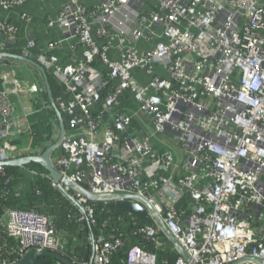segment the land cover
Segmentation results:
<instances>
[{"label": "built area", "instance_id": "built-area-1", "mask_svg": "<svg viewBox=\"0 0 264 264\" xmlns=\"http://www.w3.org/2000/svg\"><path fill=\"white\" fill-rule=\"evenodd\" d=\"M45 25L62 36L42 48L27 39L20 55L59 86L53 98L65 129L54 166L94 196L133 194L153 208L149 223L129 218L136 240L125 264H264V0H66ZM17 31L0 21L10 41ZM41 77L38 87L14 71L2 75L10 86L0 91V239L7 237L0 264H18L30 249L65 248L49 214L2 205L20 196L3 164L17 151L6 139L7 94H44ZM74 198L77 221L97 225L88 199L78 191ZM112 231L90 233L87 264H110L125 247L123 230Z\"/></svg>", "mask_w": 264, "mask_h": 264}, {"label": "crops", "instance_id": "crops-1", "mask_svg": "<svg viewBox=\"0 0 264 264\" xmlns=\"http://www.w3.org/2000/svg\"><path fill=\"white\" fill-rule=\"evenodd\" d=\"M82 2L91 6L97 0H82ZM65 3L66 0H26L23 4L8 9L0 5V21H7L17 26V40L23 43V45L27 39H34L38 46L42 48L51 39H57L62 36L61 29L58 26L47 27L45 19L47 17L54 18ZM23 15L29 19L23 18ZM12 42L8 39L6 33L0 32V52L9 53L5 47ZM62 47L60 56L63 62H67L70 60L69 57L72 52L69 50L68 44H64ZM20 49L22 47H19ZM75 55L79 56V51ZM11 71H14L21 81H24L22 79H26L32 83H36L37 81V86H40L41 81L39 77L41 75H39V71L34 66L13 58L3 57L0 58V91H8L10 84L4 81L2 75L4 72L9 73ZM30 76L35 81L29 79ZM7 99L12 106V126L14 128L12 127L8 130L6 139L17 147V151L13 155L15 158L39 155L47 146L58 139L60 134L59 121L49 99L44 94L29 92L26 89L19 95L8 93ZM42 101H48L47 105L42 103ZM55 150L52 153V158L54 157V153H56ZM36 165L41 167L34 162L21 166H9L13 167L9 172L12 176L13 188L20 195L18 199L13 198L12 203L16 201L18 202L17 207H35L50 213L52 206L45 205L46 203L40 199L41 195H35L34 188H36L37 182L44 175L47 177L48 182L51 183L52 181L44 169L42 167L40 169ZM68 193L74 196V190L68 189ZM0 218H2L0 221H5L6 218L5 210L2 208L0 209ZM69 228L66 233H61V239L65 248H71L73 244L79 243L78 227Z\"/></svg>", "mask_w": 264, "mask_h": 264}, {"label": "trees", "instance_id": "trees-1", "mask_svg": "<svg viewBox=\"0 0 264 264\" xmlns=\"http://www.w3.org/2000/svg\"><path fill=\"white\" fill-rule=\"evenodd\" d=\"M24 45L18 40H15L6 46L5 49L9 53L19 55L21 54V49L19 50V47H23ZM47 77L50 83L52 95L55 97L59 93V86L49 73H47ZM22 80L26 81V79ZM40 81L42 82L41 79ZM44 96L48 99L46 91H44ZM39 168L42 169L41 167ZM5 169L6 172L9 173L13 167L6 166ZM83 185L84 187H87L86 182ZM36 188L41 191V201L43 200L46 203L45 204L43 202L45 205L52 206L51 212L46 213L54 220L56 228L60 234L66 233L67 230L70 229L69 227L77 226L79 229L78 244H73L71 248H62L52 251L59 255L60 259L55 256H44L39 258L36 264H87L90 261L92 254L90 240L88 239L90 233H93L95 236L102 233L106 237H109V234L112 235L115 232L112 230L118 227L123 230L125 236L127 237L126 245L123 249L118 250L112 255L110 258V264H125L127 250L130 245L133 244L132 242L136 240L133 234L134 227L129 221L132 214L117 206L109 208L104 202L88 200V203L94 208V216L97 223V225L92 226L86 221H77V214L79 211L78 206H76L74 202H72L60 190L53 187L51 183L47 181V177L45 175L39 180V182H37ZM12 199L13 198H10L8 203L7 200H4L2 205L6 207L7 205L17 207L18 202L14 201L12 203ZM119 215L123 216L122 221L117 219ZM137 222L139 224H143L149 223L150 220L139 219ZM0 246V259L7 258V237H5L4 240L0 239Z\"/></svg>", "mask_w": 264, "mask_h": 264}, {"label": "water", "instance_id": "water-1", "mask_svg": "<svg viewBox=\"0 0 264 264\" xmlns=\"http://www.w3.org/2000/svg\"><path fill=\"white\" fill-rule=\"evenodd\" d=\"M3 57L13 58V59L19 60L21 62H25L27 64H30V65L34 66L40 72V74L42 75V78H43V83H44V86L46 89V93H47L49 102H50L52 108L54 109V111L57 115V118L59 121V126H60V134H59L58 139L54 143L47 146L39 155H30V156H24V157H19V158H12V159L6 160L3 164L6 166H10V165L21 166V165L27 164L29 162L37 163L46 171L47 175L50 177L51 181L56 185L57 189L60 190L64 195H66L72 202L76 203L74 196L69 195L68 189H72L74 191L80 192L88 200L104 202V203H106L107 207H109V208H112L114 206L120 207V208L126 210L127 212H129L130 214L136 216L140 220L148 219L149 215L147 213V210L154 212L153 208L151 205H149L147 202H145L142 199L141 200L147 209L144 206H142L141 204L131 201V199L138 198L137 196H135L133 194H127V195L123 196L124 198H126L124 200L117 199L115 197L94 196L87 189L82 187L81 185L72 182L68 177H66L64 174H62L54 166L52 159H51V156H52L53 151L55 149H57L60 145L65 127H64L62 115H61L60 111L55 106L54 98L52 95V91L50 88V83L48 81L46 71L40 64H38L34 60L28 59V58L21 56V55H17V54L13 55V54H9V53L0 52V58H3ZM81 210H82V208H81ZM154 219L161 226L162 231L171 240V242L174 244V246L177 248V250L181 254H183L182 248L177 244L176 240L173 238L171 233L163 225L161 219L159 217H154ZM44 256H55L56 258L60 259V256L55 254L52 251H48V250L37 251L34 249H30V250L25 252L23 257L19 260L18 264H36L37 261L39 260V258L44 257Z\"/></svg>", "mask_w": 264, "mask_h": 264}, {"label": "rangeland", "instance_id": "rangeland-1", "mask_svg": "<svg viewBox=\"0 0 264 264\" xmlns=\"http://www.w3.org/2000/svg\"><path fill=\"white\" fill-rule=\"evenodd\" d=\"M29 79H31L32 81H35L34 79H32L31 78V76H30V78ZM130 101V100H129ZM126 105L128 106V107H130L132 110H138V107H137V105L133 102V101H130V102H128V103H126ZM79 212V211H78ZM64 238V237H63ZM65 239V238H64ZM164 239H166L164 236H162L161 237V240L163 241ZM66 240V239H65ZM167 244H163V245H160V247L162 248V250H167L168 248H170V247H172L173 246V244L172 243H170V245L169 246H166ZM151 251H155L158 255H160V252H158L156 249H154V247H151V249H150Z\"/></svg>", "mask_w": 264, "mask_h": 264}]
</instances>
